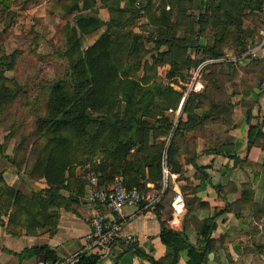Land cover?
<instances>
[{
    "label": "rangeland",
    "instance_id": "obj_1",
    "mask_svg": "<svg viewBox=\"0 0 264 264\" xmlns=\"http://www.w3.org/2000/svg\"><path fill=\"white\" fill-rule=\"evenodd\" d=\"M158 2L154 0L153 6ZM93 3L103 24L80 36L81 47L94 40L109 17L123 19L127 16V12L103 7L100 0ZM71 4L72 0H0V82L5 86V92L0 93V174L4 183L25 194L45 186L43 178L29 175L38 173L34 162L40 134L34 120L44 112L50 84L65 77L67 59L60 50L64 47L65 24L74 21L75 11H67ZM183 4L188 5L187 14L182 15L180 7L173 6L169 17L175 36L183 34L184 26L193 22L192 17L201 8L199 0ZM260 11L261 7L259 15ZM147 20L145 13L137 16L125 29L126 34L117 37L118 56L120 65L132 66L130 74L134 77L147 75L149 83L157 81L181 93L176 100L173 92L167 90L169 98L158 100L160 106L165 102L163 107L155 115L146 116L154 126L161 118L169 121L168 129L160 136L163 139L161 162L171 141L174 142V159L180 161V170L172 171L174 180L179 179L178 184L167 180L163 198L169 199L175 190L180 193L185 209L178 219L181 227L185 223V228H191L195 241L199 238L196 228L201 219L217 213L227 204L226 211L214 218L213 244L202 264H264V40L259 44V29L252 41L247 40L245 50L236 51L232 41L227 40L220 54L206 55L194 46L182 49L174 44L156 45L150 35L154 22ZM242 23L251 25L252 21L246 18ZM192 26L197 27L194 23ZM131 29L139 33L133 50L129 49L131 34L128 31ZM185 57L191 61L184 64ZM172 61L178 66L177 72L168 75ZM198 66L205 94L186 93L177 111L184 91V76ZM185 105L200 119L191 127L182 124L178 132L176 126L187 117ZM248 108L259 120L262 134H254L250 150L246 151L245 111ZM207 109L209 112L203 115ZM90 115L94 118L96 113L90 112ZM231 128L242 135L240 147L229 133ZM210 147L246 157L238 160L215 154L207 151ZM197 151L209 155L206 162L197 163L198 169L193 164L189 166ZM74 169L83 173L85 179L87 173H97L83 165H76ZM3 173H19V180L26 185L21 184L19 188L16 183H9ZM33 181L43 186L34 185L36 188L32 189L29 182ZM61 192L66 193L63 189ZM226 212L228 215L220 219ZM176 264H184L183 251Z\"/></svg>",
    "mask_w": 264,
    "mask_h": 264
},
{
    "label": "trees",
    "instance_id": "obj_2",
    "mask_svg": "<svg viewBox=\"0 0 264 264\" xmlns=\"http://www.w3.org/2000/svg\"><path fill=\"white\" fill-rule=\"evenodd\" d=\"M153 1L100 0L103 7L127 12V16L123 19L109 17L94 40L81 47L80 36L91 33L103 23L96 15L93 0H72L67 11H75L74 21L65 24L64 47L60 50V54L67 59L65 77L50 84L44 112L34 120L40 134L34 162L38 173L29 175L43 178L45 186L25 194L4 183L0 174V213H7V224H20L34 232L40 225L37 217L43 224L51 225L57 217L56 208L68 209L72 203L80 201L86 180L83 173L74 171L76 165L99 172L98 186H108L116 175L122 176L124 184L135 186L138 190H145L146 182H151L153 187L160 186L163 147L160 136L168 129L169 121L161 118L154 126L146 116L155 115L163 107L165 102L160 106L158 100L169 98L166 97L167 90L173 92L176 100L181 93L157 81L149 83L147 75L134 77L130 74L132 66L120 65L117 37L126 34L125 29L133 24L137 16L145 13L150 21L147 20L148 23L154 22L150 35L156 45L174 44L182 49L194 46L206 55L220 54L227 40L232 41L236 51L245 50L247 40L252 41L257 29L262 26L259 15L262 0H199L201 8L191 21L197 27L194 29L192 23L186 24L183 34L175 36L169 18L173 6L180 7L181 14L185 15L188 5L183 2L191 0H159L156 6H153ZM246 18L252 21L251 25H242ZM128 32L131 34L129 49L133 50L139 33L133 29ZM202 37L204 43H201ZM190 61L189 57L182 59L184 64ZM171 63L168 75L178 67L175 62ZM0 86V93L5 92L2 82ZM203 92L205 94L204 88L190 94L201 96ZM183 108L187 117L176 126L178 132L180 126L191 127L200 119L186 105ZM207 111L204 110L203 115ZM90 112L96 113V116L92 118ZM245 117L247 151L254 141V134L262 133L259 120L251 114L250 108L245 111ZM207 151L238 160L246 157H238L217 147H210ZM165 161L169 172L180 170V161L174 159L173 141L165 150ZM193 166L200 168V165ZM61 189L66 193H62ZM164 194L153 207L157 213L161 205L169 202L170 198L164 200ZM95 206L102 212V205L97 203ZM226 209L225 203L217 213L201 219L196 228L199 238L194 243L184 232L185 223L176 229L164 219H159L158 238L168 248L159 257L145 252L135 243H125L122 238H116L115 242L123 249L132 248L134 254L150 264H176L182 251L184 264H201L213 244L214 218ZM39 253H42L44 261H58L53 249L46 243L24 247L16 254L22 258ZM100 258V253L80 252L71 262L62 264H96Z\"/></svg>",
    "mask_w": 264,
    "mask_h": 264
},
{
    "label": "crops",
    "instance_id": "obj_3",
    "mask_svg": "<svg viewBox=\"0 0 264 264\" xmlns=\"http://www.w3.org/2000/svg\"><path fill=\"white\" fill-rule=\"evenodd\" d=\"M236 130V128H231L229 133L233 140H235L236 145L240 147L243 143V138ZM196 153V156L193 157L192 163H190L189 166L191 164L197 165V163H204L209 156L200 154V151ZM18 174L3 173V176L9 183H16V185L21 188L20 186L23 182L19 180L21 178ZM167 180L173 181V185L176 186L179 181V179L176 181L174 180V172L168 173ZM23 185L26 184L24 183ZM34 185L36 187L38 185L43 186L39 181L29 182L30 188H36L33 187ZM145 185L147 187L146 189H150V185L153 186L151 182H146ZM86 193L87 184L85 185V192L80 201L72 203L68 209L62 207L56 208L57 217L51 225L43 224V221L37 217L39 218L38 221L40 225L36 227L34 232L26 230L25 226L20 224H7V213L1 212L0 264H62L63 262H71L80 252L97 253L95 250H82L84 242L83 234L89 227L90 215L96 209V206L92 207L86 205ZM198 194H202V192H198ZM153 207L141 206L139 210L134 212L135 208L133 206H124L122 212L125 218L121 224L120 233L123 236L122 239L129 236L127 241L124 240L125 243H135L145 252L150 253L154 257H159L168 250L158 238L159 219H164L169 226L176 229L181 228V222L178 219L179 216L174 217L171 215L169 202L161 205L158 213L153 210ZM102 212L106 213V210L103 208ZM168 212H170L169 218L166 216ZM226 215H228L227 212L221 214L220 219L224 218ZM198 216L199 215H197V218L199 219ZM184 232L187 238L194 243L195 240L193 239L191 228L186 227ZM40 243H46L52 248L55 255L58 257V261L55 263L44 261L42 253L24 256L22 258L16 254L24 247ZM111 250L112 252L107 255L101 254V258L96 264H150L143 257L134 254L132 248L123 249L122 246L116 242Z\"/></svg>",
    "mask_w": 264,
    "mask_h": 264
},
{
    "label": "built area",
    "instance_id": "obj_4",
    "mask_svg": "<svg viewBox=\"0 0 264 264\" xmlns=\"http://www.w3.org/2000/svg\"><path fill=\"white\" fill-rule=\"evenodd\" d=\"M261 21L262 26L259 29L260 43L264 40V0L261 4ZM184 91L178 103L176 110L178 111L180 103L184 95L190 91H199L202 88L200 79L199 66L197 69L190 70L184 76ZM171 110V108H169ZM168 169L165 159L161 162V183L159 187L150 185V189L138 190L135 186H129L123 183L121 175L113 177L108 186H98V174L89 172L86 175L87 193L85 203L94 207L100 204L106 210V213L94 210L89 218V227L83 234V249L95 250L97 253L107 255L112 252V247L116 238H122L120 233L121 224L125 218L122 208L126 205L133 206L136 210L142 207H153L162 197L167 185ZM170 212L174 217L179 216L184 208V200L180 193L175 190L170 197ZM129 236L124 237L127 241Z\"/></svg>",
    "mask_w": 264,
    "mask_h": 264
},
{
    "label": "water",
    "instance_id": "obj_5",
    "mask_svg": "<svg viewBox=\"0 0 264 264\" xmlns=\"http://www.w3.org/2000/svg\"><path fill=\"white\" fill-rule=\"evenodd\" d=\"M97 174L99 175L100 173L98 172ZM37 220H39V218H37Z\"/></svg>",
    "mask_w": 264,
    "mask_h": 264
}]
</instances>
